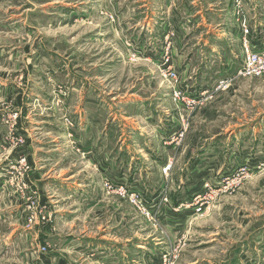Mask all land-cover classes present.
Here are the masks:
<instances>
[{
  "label": "rangeland",
  "instance_id": "1",
  "mask_svg": "<svg viewBox=\"0 0 264 264\" xmlns=\"http://www.w3.org/2000/svg\"><path fill=\"white\" fill-rule=\"evenodd\" d=\"M244 16L264 42V0H0V264H264V74L217 91Z\"/></svg>",
  "mask_w": 264,
  "mask_h": 264
},
{
  "label": "built area",
  "instance_id": "2",
  "mask_svg": "<svg viewBox=\"0 0 264 264\" xmlns=\"http://www.w3.org/2000/svg\"><path fill=\"white\" fill-rule=\"evenodd\" d=\"M236 26L238 28V35L239 36L241 35L240 38V42L242 45L241 65L238 68L236 67L234 70L232 62L229 63V66L232 67L231 70H233L232 72L233 75L229 76V79L221 83V85L217 89L218 92L228 87L234 80H237L239 78H249L254 75L264 74V42H260L257 39L254 30L252 29V27L249 26V21L246 19L245 16L243 17L241 22L240 20L238 21V24ZM234 32L235 30H233V33ZM168 77L170 78L171 81L175 83H180V75L177 72V70L176 71L173 70V72ZM204 92L201 94V97H203V95L208 94V92L205 93ZM175 100L177 102L179 98H176ZM172 167H173L172 161H170L168 164L167 163L164 164L161 167L163 175L169 177ZM173 191H175V189H173ZM143 194H144L143 190L141 194H137V193L130 194L132 203H137L139 206H142L143 208L145 205ZM171 195L172 192L170 190H167L166 194L164 196L159 197L158 200L154 203L155 204L165 203V205L168 206L167 209H170L172 207ZM123 196H127V193L125 191L123 192ZM160 206H161L160 204H156V209L159 208ZM174 211L175 213H178L180 209H175ZM201 211L202 210L199 209L197 213H200ZM43 248L45 250L47 249L44 246Z\"/></svg>",
  "mask_w": 264,
  "mask_h": 264
},
{
  "label": "crops",
  "instance_id": "3",
  "mask_svg": "<svg viewBox=\"0 0 264 264\" xmlns=\"http://www.w3.org/2000/svg\"><path fill=\"white\" fill-rule=\"evenodd\" d=\"M201 73V72H200ZM165 182V181H164ZM92 245H87L86 248H90ZM99 247L106 248L105 246L103 247L102 245H99ZM117 253V252H116Z\"/></svg>",
  "mask_w": 264,
  "mask_h": 264
},
{
  "label": "bare ground",
  "instance_id": "4",
  "mask_svg": "<svg viewBox=\"0 0 264 264\" xmlns=\"http://www.w3.org/2000/svg\"><path fill=\"white\" fill-rule=\"evenodd\" d=\"M142 247V246H141Z\"/></svg>",
  "mask_w": 264,
  "mask_h": 264
}]
</instances>
